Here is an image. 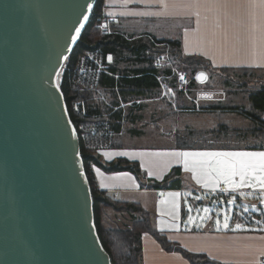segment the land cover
Wrapping results in <instances>:
<instances>
[{"label":"crops","instance_id":"1","mask_svg":"<svg viewBox=\"0 0 264 264\" xmlns=\"http://www.w3.org/2000/svg\"><path fill=\"white\" fill-rule=\"evenodd\" d=\"M102 12L109 25V28H105L114 32L118 29L129 41L147 36H150L151 41H180L184 56L200 58L208 65V70L200 73L206 75L205 82L208 81L210 87L208 92H201L196 97L199 98L197 103L205 108L216 105L218 109L215 115H205L208 125L205 129L215 127L219 130L224 125L226 130L239 132L242 127L237 118H240L249 126L250 132L254 131L255 136L250 133L247 137L236 136L228 138L223 144L264 146V138H256L259 126L254 127V122L247 119L242 110H238L248 108L251 94L264 90V3L261 0H103ZM212 81L216 83L214 92L210 83ZM240 90L248 91L245 99L247 106H238ZM262 117L264 118V112ZM141 127V123L134 127L128 126L124 136L126 145L122 149H102L96 153V157L102 164L120 159L137 163L150 182H162L174 168H180L183 182L181 189H143L138 178L131 172L106 173L94 166L92 172L99 189L113 199L139 204L151 212L155 226L167 244L181 248L185 253L205 256L207 260L217 264H260V260L264 258V218H259L263 224L259 232L255 227L242 225L243 221L237 214L244 215L246 209L248 213H254L251 211L258 207L264 216L263 203L258 202L261 200V189L258 185L236 187L224 183L217 176V170L226 161L238 158L189 157L188 167L195 169L194 173L185 169V158L174 153L264 151L154 149L139 145L142 137L132 135L133 131L141 132ZM186 127L188 124H185V129ZM129 130L131 132L128 133ZM194 174L200 178L201 183L193 178ZM222 187L236 188L237 192L224 196L220 193ZM205 197L208 198L206 203ZM221 197L233 205L234 213L230 221L221 220L217 223L216 219L209 217L200 220L189 217L187 205L196 212L201 205L204 208L202 203L208 208L211 203L220 202ZM109 215L114 214L110 211ZM252 219H247V223L257 221L255 216ZM237 225L240 227L237 228ZM141 264L192 263L184 253L165 248L151 235H145Z\"/></svg>","mask_w":264,"mask_h":264},{"label":"water","instance_id":"2","mask_svg":"<svg viewBox=\"0 0 264 264\" xmlns=\"http://www.w3.org/2000/svg\"><path fill=\"white\" fill-rule=\"evenodd\" d=\"M96 3L0 0V264H112L56 81Z\"/></svg>","mask_w":264,"mask_h":264},{"label":"trees","instance_id":"3","mask_svg":"<svg viewBox=\"0 0 264 264\" xmlns=\"http://www.w3.org/2000/svg\"><path fill=\"white\" fill-rule=\"evenodd\" d=\"M102 9L103 0H97L88 24L65 62L60 77V88L79 135L81 156L91 185L95 225L102 245L109 254L112 264H141L144 236L151 235L165 248L169 247L184 253L192 264H217L207 260L205 256L188 254L181 248L167 244L164 236L158 232L151 212L139 204L120 202L100 191L92 172L94 166L106 173L131 172L138 178L143 189L163 191L181 189L183 182L180 168H174L162 182H150L139 164L120 159L104 165L94 154L102 147L110 150L122 149L126 145L123 136L128 126L134 127L140 123L142 127L139 131L141 132L133 131V136L173 141L169 144L166 141L150 145L154 149L264 151V146L224 145L223 143L230 136L239 134V132L226 130L224 125L220 126L219 130L215 127L202 130L181 127L180 125L185 123V114L215 115L218 109L216 105L207 108L200 106L199 103H195L199 98L192 97L195 91L207 85L208 81L201 83L197 80V76L202 70H208V65L200 58L184 56L181 42L178 40L167 41L154 38L155 40L151 41L150 38L148 40L145 37L129 41L118 29L115 30L116 32L110 30L109 34L106 29L109 25ZM167 50L173 65L187 72L188 91L184 92L178 87L177 80L171 79L170 83L177 91L175 104L166 100L149 102L150 99L159 95L155 76H170L172 73L168 67L155 66L157 59L163 57ZM109 56L112 57L111 60L108 59ZM99 62L106 67V70L98 72ZM83 64L87 69L86 74L80 72ZM100 97L106 101H102ZM190 100L193 102L191 103ZM137 101L142 103L137 105ZM248 101V108L243 107L238 110H242L246 118L254 122V127L259 126L256 138H264V118L262 117L264 90L251 94ZM106 102L111 105H107ZM131 103L133 104L127 106ZM122 104L126 105L125 109L121 108ZM197 105L200 109L196 107ZM94 128L98 129L96 135L91 134ZM164 130L166 132H163ZM251 132V135L255 136L254 131L251 130ZM107 210L112 211L115 216L109 215ZM120 215L127 216L128 222L120 223ZM237 215L243 221L242 225L255 227V230L259 229L258 231L261 232L263 224L259 218H264L263 214ZM254 216L257 221L253 224L247 223V219L253 220ZM113 217H117L116 220H113ZM106 218L109 219L107 224L104 221Z\"/></svg>","mask_w":264,"mask_h":264},{"label":"snow or ice","instance_id":"4","mask_svg":"<svg viewBox=\"0 0 264 264\" xmlns=\"http://www.w3.org/2000/svg\"><path fill=\"white\" fill-rule=\"evenodd\" d=\"M261 3H264V0H261ZM91 7V5H89ZM87 20V17H84ZM83 25H81V28ZM81 28H77L76 32L79 35ZM77 39L76 36L73 37V40ZM67 59V57H65ZM109 60L112 59L111 56L108 57ZM59 75V74H57ZM204 74L201 73L200 76ZM199 78V77H198ZM183 79V77H181ZM107 155V154H105ZM121 155H126V153H121ZM174 155L181 156L185 158V169L191 170L195 173V169H189L188 159L189 157H235L238 158L233 161H226L223 167L217 170V176L222 178L224 183L230 184L236 187H255L259 186L261 189V203H264V152L259 153H250V152H219V153H198V152H177ZM97 171H99L97 169ZM151 175V173H150ZM239 178L238 180L236 178ZM197 180V183H201L200 178L193 176ZM207 186V183H205ZM178 195V194H176ZM231 202V201H229ZM207 211V209H205ZM227 227V222L225 223ZM240 226L237 225V228Z\"/></svg>","mask_w":264,"mask_h":264},{"label":"rangeland","instance_id":"5","mask_svg":"<svg viewBox=\"0 0 264 264\" xmlns=\"http://www.w3.org/2000/svg\"><path fill=\"white\" fill-rule=\"evenodd\" d=\"M149 37L150 36H147L146 38L149 40ZM62 69L63 68L60 69V71L58 72L59 75H57V78H56V81H57V83H58L59 86H60V77H61ZM210 83H211V86H212L211 88L213 89V92L216 91L215 90L216 89V83L214 81H212ZM209 87H210V84L208 82L207 85L203 89L195 91V93H194V95L192 97L194 99H196V97H198V95L201 92H206V91L208 92ZM246 93H248L247 90H240L238 92V99H237V102L239 103L238 106H240L241 104H244L245 106H247L246 105L247 102L245 101V99L247 97V94ZM100 99L103 101L102 97H100ZM185 118H186L185 119V122H186V120H188V122L183 123L182 125H180L181 127L182 126H185V124H188V127H186L188 129H192V130H202V129H205L208 126L207 125V121H206L207 118H206L205 115H201V114H198V113L197 114H193V115L185 114ZM237 120L239 121V125L242 127L241 131H239L240 136H239V134H235V135L230 136L229 137L230 139H233V137H236V136L238 138L239 137H245V136L247 137L249 135V133L251 134V132L249 131V126L245 125V123L240 118H237ZM163 132H166V130H164ZM160 140L161 139L154 140V139H150V138L143 137L138 142V144L139 145L150 146V145H157V144H160V143H164L166 141L168 142V144L171 143V142H173V141H170V140H161V141ZM102 149H106V148L102 147L100 150H102ZM94 156H96V153L94 154ZM97 188L99 189L98 186H97ZM207 199L208 198H206V197L204 198V203H206L205 201H208ZM219 200H220V202H217L215 204L214 203L213 204L211 203L210 204V207H208V208L206 207V204L202 203L204 205V208L201 205L200 206V209L197 210L196 212L193 211V209L188 208V205H187V212L189 213V217L190 218H193V219H196V220L197 219L200 220V219H204L206 217H209V218L216 219V222L217 221H221V220L230 221L231 218H232V216H233V213H234L233 205L232 204H229L228 202H226L225 199H224V197L219 198ZM150 202L151 201H148V203H150ZM258 202L261 203V200H259ZM217 206H219V208H216ZM263 206H264V203H263ZM205 209H207V211H205ZM260 211L261 210H259V208L257 207V208H254L253 211H251V212L260 213ZM107 212L109 214L110 210H107ZM111 213L113 214L112 211H111ZM213 213H214V215H213ZM246 213H248V209L245 210L244 215ZM112 216H114V215H112ZM119 217H121L120 223L128 222V217L127 216L124 217V215H120ZM116 218L113 217L112 219L113 220H116ZM104 221L107 224L108 221H109V219L106 218V219H104ZM201 223H204V222H201Z\"/></svg>","mask_w":264,"mask_h":264},{"label":"built area","instance_id":"6","mask_svg":"<svg viewBox=\"0 0 264 264\" xmlns=\"http://www.w3.org/2000/svg\"><path fill=\"white\" fill-rule=\"evenodd\" d=\"M107 32L110 34V30H108ZM155 66L157 68L168 67V68H170L172 70V73H171L170 76H163V75H161V76L156 75L155 76L156 81H157L158 86H159V90H158L159 91V95L156 98L150 99L149 102H155V101L157 102L159 100H166L169 103L175 104V101L177 100V91H176V88L170 83V80L171 79H176L177 83H178V87L180 89L184 90V92H187L188 91L187 87H188V84H189V77H188L187 72L184 71V70H180V69L176 68L173 65L171 57H170V54H169V50L167 51L166 54H164L163 57H160V58L157 59V61L155 62ZM104 69L106 70V67L102 66V63L99 62V64H98V72H101ZM80 72H81V74H86L87 73V69L84 67V64H83L82 68L80 69ZM181 77H183V79H181ZM102 99L104 101H106L103 97H102ZM141 103H142V101H137L136 102L137 105H139ZM195 103L198 104L197 102H195ZM132 104L133 103L128 104L127 106L132 105ZM107 105H111V104L107 103ZM196 107L199 108V105H197ZM121 108L125 109L126 105L122 104ZM116 109L117 108H115V110ZM196 111H198V110H196ZM101 126L103 127V124ZM96 131H98V129L94 128L91 131V134L92 135H96L97 134ZM107 133H109V132H107ZM235 192H237L236 188L222 187L220 189V193L223 194L224 196H231ZM260 264H264V258L260 260Z\"/></svg>","mask_w":264,"mask_h":264}]
</instances>
